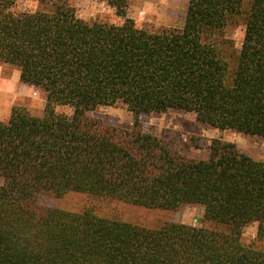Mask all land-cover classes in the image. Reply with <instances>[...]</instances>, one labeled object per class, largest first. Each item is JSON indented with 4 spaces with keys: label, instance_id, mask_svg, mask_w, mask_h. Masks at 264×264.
Wrapping results in <instances>:
<instances>
[{
    "label": "trees",
    "instance_id": "16d2710c",
    "mask_svg": "<svg viewBox=\"0 0 264 264\" xmlns=\"http://www.w3.org/2000/svg\"><path fill=\"white\" fill-rule=\"evenodd\" d=\"M103 1L121 23L85 21L63 0L48 10L0 0V64L45 99L41 115L12 106L0 120V264H264V250L242 240L251 223L264 239V160L219 138L189 154L139 120L192 112L264 140V0H248L233 73L204 36L244 0H186L183 25L160 30L127 18L129 0ZM117 103L130 128L89 114ZM71 193L169 211L198 205L202 223L151 228L48 203Z\"/></svg>",
    "mask_w": 264,
    "mask_h": 264
},
{
    "label": "rangeland",
    "instance_id": "374dc122",
    "mask_svg": "<svg viewBox=\"0 0 264 264\" xmlns=\"http://www.w3.org/2000/svg\"><path fill=\"white\" fill-rule=\"evenodd\" d=\"M61 0H14L18 10H48L53 3ZM73 8L75 15L85 21L121 23L122 18L103 0H63ZM248 0H244L238 14L229 18L226 25L214 32L206 33L205 40L214 42L229 62L233 73L239 49L242 44L245 22L248 13ZM187 9L186 0H129L126 17L135 25L148 30L162 28L179 29L184 23ZM17 67L0 64V120L9 117L12 106L24 107L33 115H41L45 102L44 94L19 80ZM58 111L69 112L67 107H57ZM103 123L123 128L132 125V114L117 103L101 106L89 113ZM142 130L169 140L176 148L189 154H204L212 139L219 138L232 142L239 151L256 160H264V140L233 130H219L196 119L192 112L168 110L163 113L144 114L139 117ZM192 142L198 143V148ZM48 203L64 209L80 210L88 205L94 206L99 214L112 216L124 221L156 228L166 221L199 226L202 223V207L185 206L178 211L151 209L120 202L97 199L79 193H71L61 199H50ZM256 224H248L242 233L244 242H255L256 247L264 250V239L256 240Z\"/></svg>",
    "mask_w": 264,
    "mask_h": 264
},
{
    "label": "crops",
    "instance_id": "0c3cea01",
    "mask_svg": "<svg viewBox=\"0 0 264 264\" xmlns=\"http://www.w3.org/2000/svg\"><path fill=\"white\" fill-rule=\"evenodd\" d=\"M18 76H19V74H18Z\"/></svg>",
    "mask_w": 264,
    "mask_h": 264
}]
</instances>
